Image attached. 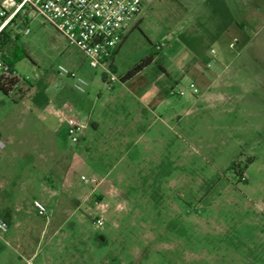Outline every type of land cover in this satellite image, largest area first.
<instances>
[{"label":"rangeland","instance_id":"obj_1","mask_svg":"<svg viewBox=\"0 0 264 264\" xmlns=\"http://www.w3.org/2000/svg\"><path fill=\"white\" fill-rule=\"evenodd\" d=\"M244 2L154 0L115 56L114 82L42 17L10 24L15 44L0 52L17 56L20 81L0 90V205L24 220L0 237V264H264V91L238 114L230 71L212 72L233 50L229 21ZM60 66L87 81L86 93ZM155 99L146 113L139 101ZM52 108L85 126L79 143L66 125L51 129Z\"/></svg>","mask_w":264,"mask_h":264},{"label":"built area","instance_id":"obj_2","mask_svg":"<svg viewBox=\"0 0 264 264\" xmlns=\"http://www.w3.org/2000/svg\"><path fill=\"white\" fill-rule=\"evenodd\" d=\"M154 0H4L1 4L0 32L13 23L15 17L35 14L42 17L62 35L71 45L76 46L93 69L103 68L108 82H114L112 75L113 60L116 51L124 42L132 23L138 18L141 10ZM29 33V29L25 31ZM233 45V44H231ZM59 74L74 79L73 88L79 93H86L88 83L67 68L60 66ZM0 76L13 78L18 74L11 73V68L0 57ZM19 77V76H18ZM190 91L197 93L194 84ZM186 90L181 89L179 95ZM66 125L70 140L79 143L85 126L75 117L61 115ZM5 144L0 142V150ZM83 180H86L82 176ZM244 179V176H243ZM40 216L48 218L46 207L39 201L34 202ZM96 225L103 226L104 218L96 219ZM9 228L7 222L0 219V234Z\"/></svg>","mask_w":264,"mask_h":264},{"label":"crops","instance_id":"obj_3","mask_svg":"<svg viewBox=\"0 0 264 264\" xmlns=\"http://www.w3.org/2000/svg\"><path fill=\"white\" fill-rule=\"evenodd\" d=\"M3 1L4 0H0V4H2ZM263 19L264 9L262 4L256 3L255 0H252V3L244 2V6L239 9V14L235 17H231L229 21V26L231 27L233 40L235 42L234 46H231L233 48L232 52H221L215 59L216 66L212 71L214 72L213 74L219 73L218 75L220 76V74H223L225 71H230L232 78L230 86L235 92L234 102H236L239 107L236 111L238 114H250L248 111L249 108L255 106L256 103L262 100V98H258L256 95L252 94V92L257 90L264 91V37H259V34H261L262 31L264 32ZM11 25L6 27V35H4L7 46L12 42L11 34L9 33ZM3 55L5 54L0 52V56ZM210 86H212V84ZM210 86L207 84V87ZM241 92H243V94H241ZM139 102L145 107L146 113L153 114L154 106L160 104L161 101L157 99L151 100V104L145 101ZM47 114L51 122L54 123V121H56V125L52 123L51 129L65 126L61 120V116H59L55 109L52 108ZM142 120L143 117H137L136 122H142ZM92 124L96 126V123ZM20 212L21 208L15 205L12 208L6 206L2 209L0 205V215L2 214L0 218L9 225L8 230L0 234V237H3L6 233L11 237L14 233V230H11V228H20L22 226L23 221L21 220H24V218L20 217ZM25 231H30V228L27 227ZM19 240L21 241L22 238H19ZM21 246L18 247H21L20 250H23V256L25 252H29L31 256L29 255L30 257L27 261H31L36 256V250L33 251L32 245L28 239L24 240V244ZM16 254L21 256L20 251Z\"/></svg>","mask_w":264,"mask_h":264},{"label":"trees","instance_id":"obj_4","mask_svg":"<svg viewBox=\"0 0 264 264\" xmlns=\"http://www.w3.org/2000/svg\"><path fill=\"white\" fill-rule=\"evenodd\" d=\"M15 17L12 21L15 22L16 21ZM4 35H6V28H4L1 32H0V44L6 45L5 40H4ZM127 39V37L125 38V40ZM124 40V41H125ZM12 41V40H11ZM13 44H15L12 41ZM122 46V44L120 45V47ZM120 47L118 48V50L116 51V55L120 49ZM24 52V51H23ZM2 60L8 64L11 68V73L17 74L16 69H15V59L17 58V56H13L10 57L8 55H3L1 56ZM115 59V58H114ZM114 61V60H113ZM153 61V54L149 55L148 57H146L143 61H141L139 64H137L133 69H131L130 71H128L124 77L121 78L122 82H125L127 80L132 79L133 77H135L139 72H141L145 67H147L148 65H150ZM112 70H114V67L112 66ZM105 79V76H104ZM20 81L18 76H14L13 78H3L2 76H0V90L5 94V95H9L10 92L13 90V88L18 84V82ZM231 168L233 170H235L238 174L239 171H237L238 169V163L234 162L231 165ZM241 175V174H240Z\"/></svg>","mask_w":264,"mask_h":264}]
</instances>
